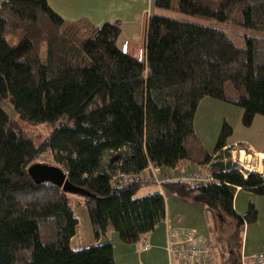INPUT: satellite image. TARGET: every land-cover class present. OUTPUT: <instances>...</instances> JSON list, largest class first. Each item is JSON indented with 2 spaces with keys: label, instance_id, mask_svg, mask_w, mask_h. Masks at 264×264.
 <instances>
[{
  "label": "trees",
  "instance_id": "trees-1",
  "mask_svg": "<svg viewBox=\"0 0 264 264\" xmlns=\"http://www.w3.org/2000/svg\"><path fill=\"white\" fill-rule=\"evenodd\" d=\"M154 6L168 15L148 14L138 61L117 45V23L66 20L47 0L0 4V103L6 100L29 124L52 128L35 145L0 107V264H116L108 240L70 248L77 226L71 199L83 201L96 241L110 225L122 243L136 244L164 221V196H136L152 181L114 187L111 178L141 174L149 165L173 169L183 160L214 180L161 186L229 219L236 232L225 261L241 264L243 227L257 220L258 210L249 203L238 215L233 198L237 188L264 196V177L243 173L232 159L233 129L226 121L209 153L195 134L194 118L204 98L240 108L245 127L255 115L264 116V0H154ZM227 81L237 98L226 95ZM41 154L89 194L33 181L27 168Z\"/></svg>",
  "mask_w": 264,
  "mask_h": 264
},
{
  "label": "rangeland",
  "instance_id": "rangeland-1",
  "mask_svg": "<svg viewBox=\"0 0 264 264\" xmlns=\"http://www.w3.org/2000/svg\"><path fill=\"white\" fill-rule=\"evenodd\" d=\"M172 1H173V4L176 3V0H172ZM65 3L70 4L71 10H72V18L80 13L88 14L90 20L93 22L92 24L97 27L102 26L105 22L114 21L113 23H115L116 21V23L121 27V31H122V33L118 37V41H117L118 46L121 47V44H123L122 47H124V49L126 50V47L129 48L131 44H134V47H135L134 52L132 50L127 49V51L132 53L129 55H134V53H136L137 47L139 46L142 47V40L140 39L142 35L140 37V28L144 24L146 15L150 13V10H148V6L146 3L142 4L138 1H133V4L129 3V6L122 7L128 2L123 3L121 5L120 4L108 5V3H103V2L96 3L93 0H57L56 8H58L59 11L62 12L63 9H66ZM139 16H141L142 19ZM131 17H133V19H136L135 20L136 24L131 23V21L129 23L125 22L126 21L125 19H130ZM84 18L88 19L86 16ZM190 18L191 20L196 21L203 25L230 29V27L227 24L219 23L215 20L201 18V17H190ZM77 19H80V18L76 17V18H73L72 20H77ZM225 92H226V95L230 98H237L239 95L238 92L232 87L229 81L225 82ZM218 102L223 107H218L210 103H208L207 106L205 107L204 113H207L208 122H209V124H206V122H204L207 130L206 129L204 130V128L200 125V122L198 121V113H196L197 121L196 119H194V129L196 127L195 132H197L196 134L202 138L203 140L202 144L204 145L205 149L211 152L212 149L214 148V145L218 137L219 129L221 128V124H222L221 117H222V121H226L233 129L232 135L230 137V141L234 140L235 142L239 143L240 148L243 147V149L247 153L251 152L250 149H247L249 145H252L255 147L256 145H260L264 143L263 141L264 140V116L263 115H255L251 125L249 127H245L241 123L242 112L240 108L228 102H222V101H218ZM0 107L2 108L3 111H5V113L8 115L10 119H13L14 121H16L17 124L22 129L28 131L31 134L33 143L35 145L40 144L52 131L51 125L47 122L38 123V124H29L28 122H25L24 120H22L19 117V115L14 111L11 104H9L6 100H3L0 103ZM200 113H202V111ZM238 148H239L238 146L237 147L231 146V149H230L231 156L234 157V154H235L234 158L236 161L238 158ZM256 158H257L256 160L257 165L254 162L252 165V167L254 166V168L252 169H255V170L250 171V172L258 173V170L260 172L262 171L264 172V160L260 158L259 156H257ZM245 160L247 159L244 158V155H243L242 156L243 164L247 162V161L245 162ZM36 161L51 164L52 159L49 154H41L39 157H37ZM182 162L184 161H181L179 165L177 166L178 167L182 166L184 164ZM166 171L171 172V170H166ZM148 186L147 188L144 189L146 192L147 190H151L152 188L157 190V186L155 183H152ZM145 191H140L139 194H143ZM167 194L168 193H166L167 204L169 203L171 205L172 207L171 210L173 211V214L179 215L183 211L185 214L184 219L188 221H194L192 224H190L189 227H193L197 230V232L199 231L203 234V235H200L202 238V242L206 244L209 250H211L209 243H215L216 246L211 250V258H212L213 264H227L225 261L228 257V253L226 249L227 241L229 242L231 236L236 232L234 230L235 227L233 226V223L229 219L224 218L225 223H223V226H222V224L216 218L217 214L214 215L211 213L213 217L215 216L214 217L215 227L217 228V230L215 229L214 226H212L211 229L206 230L205 226L207 223V217H206L205 211L204 212L199 211V207L204 206L205 208H207V205H204L198 200H196L197 201L196 203L192 202L191 200V202L182 201L180 203L182 204V206L181 205L177 206V203L174 202L172 198H168L169 196ZM257 196H259L260 198H264V196H260V195H257ZM72 199H76V198H72ZM241 200H244L246 203V208H244V211H246L249 200L244 199L239 196L237 202L240 204ZM71 206L74 209L75 204L73 203V200H71ZM255 207L258 210V207L256 205ZM76 209L77 208H75L74 210ZM258 213H259V210H258ZM85 214H86V211H85ZM76 215L78 216L80 220V225L77 227L74 237L73 236L72 237L76 241H78V243H76V245L75 243L73 244L71 243V244L72 246L82 247L83 245H85V243L81 244L79 243V241L81 240L83 236V232L85 230L87 231L88 236L90 235V229L88 228L87 225L84 226L82 224V217H81L82 214L80 210H78ZM86 218H88V216ZM211 223H213L212 220H211ZM112 231H113L112 227L108 225L106 233H105L108 239L110 238ZM90 240L91 238L89 239V241ZM137 251L139 252L138 253L139 255L142 252L139 246H137Z\"/></svg>",
  "mask_w": 264,
  "mask_h": 264
},
{
  "label": "crops",
  "instance_id": "crops-1",
  "mask_svg": "<svg viewBox=\"0 0 264 264\" xmlns=\"http://www.w3.org/2000/svg\"><path fill=\"white\" fill-rule=\"evenodd\" d=\"M6 0H0V4L2 2H4ZM96 3H108V5H116V4H123L126 3L125 5H123L122 7L125 6H129V3L133 4V1H138L140 3H146L148 6V10H150V13L148 14H153V13H157V14H162V15H168L167 11L165 10H159L157 8H155L154 6V0H93ZM49 6L55 11V12H59L58 14L61 15L64 19L66 20H72L73 18L79 17V18H84L85 16L89 19V21L91 23H93L88 14L85 13H80L77 14L75 17L72 18V10L70 7L69 3H65L66 5V9H63L62 12L59 11L58 8H56V4H57V0H47ZM64 12V13H63ZM84 16V17H83ZM144 21L143 26L140 28V37L142 35V37L140 38L142 40V47L144 46V42H145V34H146V19ZM173 16V15H172ZM141 19L142 17L139 16ZM174 17H179V18H183V19H191L189 16L186 15H180V16H176L174 15ZM87 19V20H88ZM133 17H131L130 19H125L126 23H129L131 21V23H135L136 19H133ZM114 22V21H113ZM116 23V21H115ZM120 27V26H119ZM121 29V27H120ZM122 33V31H121ZM118 41V39H117ZM118 45V44H117ZM123 44H121L122 46ZM141 46L137 47L136 49V53H134V55L131 56H137L138 50L142 49ZM128 50H132L134 52L135 47L134 44H131L128 47H126V53L127 54H132L130 53ZM213 104L215 106L218 107H223L221 104H219L218 100L212 99V98H204L198 105L196 113H198V121L200 122V125L204 128V130L207 128L205 127L204 122H206V124H209L208 122V115L207 113H204L205 107L207 106V104ZM202 111V113H200ZM196 118V114H195V118ZM221 122L222 121V117H221ZM196 130V127L195 129ZM220 130V129H219ZM197 132H195L196 134ZM196 136L199 138V140L201 141V143H203L202 138L196 134ZM229 145L231 146H238V157L237 161L244 171H253L255 169L253 165V162L257 165L256 160H257V156L258 154H262L263 152V147H264V143L260 144V145H256L255 147L252 145H249V147H247V149H250V153H247L243 147L240 148L239 143L235 142L234 140L230 141L229 139ZM204 146V145H203ZM207 150V149H206ZM213 150V149H212ZM208 151V150H207ZM209 152V151H208ZM211 153V152H209ZM244 155V158H246L247 160H245V164L242 163V156ZM253 156V158H252ZM235 157V154H234ZM232 157L234 160L235 158ZM251 159V161H250ZM184 163L182 166H177L175 168L172 169L173 172H180L183 170H190L192 168H195L196 166L192 163H189L185 160H183ZM236 161V160H235ZM236 161V162H237ZM181 162V161H180ZM179 162V163H180ZM178 163V165H179ZM260 163V162H259ZM258 173L261 174L264 177V173L263 171L260 172L258 170ZM157 186V190L152 188L151 190H147V192L144 190L146 187L142 188L140 191H145L143 194H139V192L137 193V197H141L147 194H151L154 192H158L161 193L164 196V200H165V219L164 221H162L161 223H159L157 225V227L152 231L149 232L148 234H146L144 237H146L151 245L150 249L148 251H143L141 250V246L139 243L136 244H125L122 243L117 234H115V232L112 231L110 238L108 239L107 236L105 235L104 237H101L99 239V241H96L94 236H93V232H92V227L89 221V217L86 218L88 216L87 213V209L83 203V201H81L79 198L76 199H71L73 200V203L75 204V208H77L76 210H74V215L77 218V227L80 225V220L78 218V216L76 215L78 210L81 211L82 214V224L84 226H88V228L90 229V235L88 236L87 231L85 230L83 232V236L81 238V240L79 241V243H85V245H83L82 247L80 246H72L73 243H78V241H76L73 237L76 233V229H75V233L73 235V237H71V240L69 241V246L72 250H78L105 240H108L111 242L112 246H113V253H114V258L116 261V264H175V262H177L176 258L174 256H171V258H169L166 250H165V244H166V234L168 232H170V230L172 231V233L176 232L174 230H177L178 228H188L190 226V224H192L194 221H188L186 219H184V212L182 211L179 215H174L173 211L171 210L172 207L171 205L168 203L167 204V197H166V193H168L167 195L169 196L168 198H172L174 202L177 203L178 205L180 204L182 201H188L191 202L192 199L190 198H179L169 192H167L166 190H164V188L161 185L156 184ZM149 187V186H148ZM149 192V193H148ZM242 197L244 199L249 200V203H253L258 207L259 213H258V217L257 220L254 223H251L249 225H245L243 227V234H242V244H241V259L242 261L246 262V263H250L252 260V255L257 254V253H263L264 254V198H260L259 196H257L256 194L248 191V190H244L241 188H237L235 191V195L233 198V209L234 211L238 214V215H242L243 213H245L244 208H246V203L244 200H241L242 205H240L237 200L238 197ZM236 197V198H235ZM192 202L196 203L197 201L192 200ZM86 211V214H85ZM199 211L200 212H204L206 214L207 217V223H206V230L211 229L212 226L215 227V219L213 217L212 214H209V212L206 210V208L203 207H199ZM205 218V217H204ZM216 218L218 219V221L222 224L225 223V220L223 217H221L220 215H216ZM227 219V218H226ZM206 220V219H205ZM211 220L213 221V223H211ZM186 226V227H185ZM193 228V227H191ZM215 229L217 230V228L215 227ZM181 230L178 231V234L180 233ZM199 232V231H198ZM197 234L198 235H203L201 232H199ZM91 238V240L89 241V239ZM72 243V244H71ZM211 250L216 246L215 243H209ZM137 246H139L140 250L142 251L140 253V255L138 254L139 252L137 251ZM211 250H210V254H211ZM228 264V263H227Z\"/></svg>",
  "mask_w": 264,
  "mask_h": 264
},
{
  "label": "built area",
  "instance_id": "built-area-1",
  "mask_svg": "<svg viewBox=\"0 0 264 264\" xmlns=\"http://www.w3.org/2000/svg\"><path fill=\"white\" fill-rule=\"evenodd\" d=\"M122 51H125L124 47H122ZM142 57V50L139 49L137 60H142ZM166 170H171V172ZM242 172L244 173L245 171L242 170ZM141 179L149 182L152 181L158 185L171 180H185L194 186L207 184L214 180L210 172L207 170L203 172L197 166L190 170H183L176 173L173 172L171 168H154L149 165L141 174L133 176L123 173L115 174L111 178L110 184L114 187H120ZM179 230L181 231L178 234ZM174 231L176 232L172 233L170 230V232L166 234L165 250L169 258H171V256L176 258L177 262H175V264H213L210 250L207 248L206 244L202 242V238L197 234L195 228H178ZM138 243L143 251H148L151 247L146 237L141 238ZM241 264H264V254L257 253L252 255L250 263H246L241 259Z\"/></svg>",
  "mask_w": 264,
  "mask_h": 264
},
{
  "label": "water",
  "instance_id": "water-1",
  "mask_svg": "<svg viewBox=\"0 0 264 264\" xmlns=\"http://www.w3.org/2000/svg\"><path fill=\"white\" fill-rule=\"evenodd\" d=\"M27 173L36 183L51 181L60 186L64 192L81 196L89 194L83 188L71 185L66 178V172L55 165L36 162L28 166Z\"/></svg>",
  "mask_w": 264,
  "mask_h": 264
},
{
  "label": "bare ground",
  "instance_id": "bare-ground-1",
  "mask_svg": "<svg viewBox=\"0 0 264 264\" xmlns=\"http://www.w3.org/2000/svg\"><path fill=\"white\" fill-rule=\"evenodd\" d=\"M258 156L264 160V153H262V154H258ZM238 158H239V157H238ZM237 162H240V159H239V161H237ZM263 173H264V172H263Z\"/></svg>",
  "mask_w": 264,
  "mask_h": 264
}]
</instances>
